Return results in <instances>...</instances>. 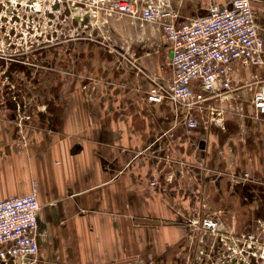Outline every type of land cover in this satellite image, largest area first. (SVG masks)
Masks as SVG:
<instances>
[{"label": "crops", "instance_id": "crops-1", "mask_svg": "<svg viewBox=\"0 0 264 264\" xmlns=\"http://www.w3.org/2000/svg\"><path fill=\"white\" fill-rule=\"evenodd\" d=\"M162 1L177 20H189L230 0ZM250 2L264 38V0ZM83 12V19L72 15L76 23L90 19ZM96 18L99 25L109 19L107 28L93 27L75 43L98 30L106 47L90 42L70 51L58 44L47 66L62 71L53 76L56 90L41 103L29 144L0 141L17 167L0 175V198L27 193L36 180L34 264H264L228 250L244 234L260 236L264 224V114H253L250 96L244 107L229 106L228 123L187 130L167 99L153 103L127 88L138 77L128 66L149 54L139 37L150 33L128 16ZM257 79H264L263 67L237 66L228 96H243ZM206 214L219 221L215 232L187 221Z\"/></svg>", "mask_w": 264, "mask_h": 264}, {"label": "built area", "instance_id": "built-area-1", "mask_svg": "<svg viewBox=\"0 0 264 264\" xmlns=\"http://www.w3.org/2000/svg\"><path fill=\"white\" fill-rule=\"evenodd\" d=\"M84 4L91 15L125 14L158 24L170 49L172 77L168 88L152 82L145 96L153 103L167 99L189 129L199 126L198 119L207 110L212 120L222 119V110L213 100L221 101L232 92L237 66L264 68V38L250 0L212 2L205 14L189 20H177L162 0L146 5L139 0H86ZM251 106L255 115L264 114V79H257L252 88ZM150 184L156 181L152 179ZM39 209L35 179L30 182L29 192L0 198V264L35 263ZM187 221L196 229L210 232L219 226L210 214L190 216ZM228 250L249 253L264 261V224L260 236L244 234L241 243L228 246Z\"/></svg>", "mask_w": 264, "mask_h": 264}, {"label": "rangeland", "instance_id": "rangeland-1", "mask_svg": "<svg viewBox=\"0 0 264 264\" xmlns=\"http://www.w3.org/2000/svg\"><path fill=\"white\" fill-rule=\"evenodd\" d=\"M85 1L86 0H0L1 142L3 140L8 141L16 147H25L29 144V130L35 125L36 121H39L38 114L41 109V103L44 102V105H47L52 99L53 91L56 90L53 76L62 71V69L57 67L52 68L47 66V62L55 60L54 57L56 58L58 44L62 45L61 49L70 51H74V46L77 47V45L90 48L91 43L93 46L97 45L96 47L99 48L106 47V42H102L104 39L101 34H99L100 32H98V30H96V35H92V38H88L90 35L87 36L89 40L85 39L75 43L82 39L84 35L86 36L88 30L91 28L94 27L98 29V26L107 28L106 25L109 23L108 19L107 23L102 22L103 25H99V21L96 18L97 14L90 15V19L87 18L85 22L83 20L79 21L82 22V24L76 23L72 15L82 17L83 19ZM111 16L121 17L128 15L114 14ZM137 21L139 24L137 25L140 29H144L145 33H150L149 37L140 35L138 42L140 46H145V51L149 50V54L144 53L139 63H135V65L130 64L128 66L127 70L129 72L132 69L134 72L137 71L138 77L132 79V82L127 84V88L132 89L134 92L143 93L145 96L146 90L152 82H157L168 88L172 77V71L168 58V49L164 44L158 24L140 19ZM81 30L84 31L82 32ZM106 37L105 39L107 40ZM67 39H69L70 42ZM108 42L109 45L114 43L110 38ZM68 43L73 44V47ZM115 43L117 44L118 42L115 41ZM133 45L134 44H132V47L134 48ZM112 53H114V49ZM80 54L81 55H78V57L83 56L82 52H80ZM88 71L90 70L84 68L77 69V72L86 73L85 75L88 74ZM81 75L82 77L84 76L82 73ZM253 85H255V83L246 85L245 89H243V96L239 98L233 95L225 96L221 101L213 100L215 106L222 110V119L212 120L210 116H207V110L203 112L202 118L198 119L199 126L228 123L231 120V117H228L226 114L228 109H230L229 106H231L232 103H241L242 107H244L245 105L243 103L249 101L252 93V90L248 88L253 87ZM234 99H236V101H234ZM172 112L173 118L181 119V122L184 123L182 117H178L174 111ZM27 114H29V118H25ZM186 129L191 130L187 127ZM11 134H14V136L10 139L9 135ZM226 140H229V136L224 139V141ZM215 141H218V139L215 138ZM223 147H225V151H227V156L231 154L227 146ZM173 161L179 166V161L176 159ZM10 167L13 168V170H17L16 165L13 164V154L9 153L8 148L4 149L0 146V175ZM183 169L185 170L184 166L182 170H180L181 173ZM158 172H162V169H158ZM244 176H248V174L244 172ZM31 178L34 179L33 177ZM149 185H151L150 181Z\"/></svg>", "mask_w": 264, "mask_h": 264}]
</instances>
